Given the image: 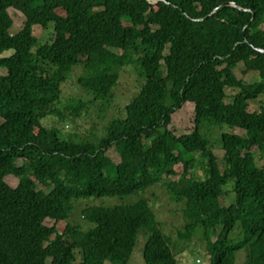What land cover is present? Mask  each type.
I'll list each match as a JSON object with an SVG mask.
<instances>
[{
    "label": "trees",
    "instance_id": "16d2710c",
    "mask_svg": "<svg viewBox=\"0 0 264 264\" xmlns=\"http://www.w3.org/2000/svg\"><path fill=\"white\" fill-rule=\"evenodd\" d=\"M9 7L24 17L15 32ZM34 25L50 27V36L36 37ZM133 62L139 87L102 136L76 140L41 124L65 118L60 87L74 66L90 101L104 104L118 69ZM238 63L255 78H237ZM0 67V264H127L139 235L144 264H182L144 197L83 207L87 228L55 226L75 200L124 197L156 183L180 204L177 237L198 234L207 264H233L242 248L244 264H264V164L251 149L264 150V107L248 110L264 94V0H0ZM226 87L236 89L230 102ZM187 101L193 130L175 135L171 114ZM88 102L70 99L69 119ZM202 125L227 126L222 169ZM195 155L201 178L191 171Z\"/></svg>",
    "mask_w": 264,
    "mask_h": 264
},
{
    "label": "rangeland",
    "instance_id": "374dc122",
    "mask_svg": "<svg viewBox=\"0 0 264 264\" xmlns=\"http://www.w3.org/2000/svg\"><path fill=\"white\" fill-rule=\"evenodd\" d=\"M8 12L12 18V25L10 27L11 32L17 31L24 20V17L21 13L16 11L14 8L9 7ZM32 33L39 38H48L51 34V28L48 27L46 30L41 28L39 25H34ZM115 54L120 52L119 49L109 48ZM11 52V49H7L1 52L2 55H7ZM242 63H238L234 68L233 72L237 78H241L244 81H251L255 78V72L246 71L243 72ZM0 73H4V70L0 67ZM81 73L80 66H74L72 71L69 74V77L66 81L61 84V95H60V104L58 108L64 114L65 118L58 119L57 117L48 116L42 118L41 124L44 126H56L58 127L63 134L72 133L76 137H73L76 140L79 139H88L96 140L103 134V124L106 123L111 118L117 116H122L123 114V105L130 98V96L138 89L141 82L140 77L136 73L135 63H130L126 66H122L118 69V78L115 86L112 89V96L107 102L95 101L91 102V95L88 94L77 84V76ZM236 92L235 88L226 87L225 88V102H230L233 94ZM81 99L83 101H89L85 108H82L79 116L69 119V114L71 108L66 105L70 99ZM102 105L104 107H102ZM261 107H264V94H260L255 99L248 101V110L249 111H258ZM193 103L185 102L181 107L171 114V121L168 125V128L175 135L189 133L193 130ZM226 125L221 126H207L202 125L201 130L202 134L208 137L211 141L212 152L217 158V163L220 169L223 168L224 163L222 160V150L220 149L219 144V134L221 131L226 129ZM229 132L242 134V130L238 128H230ZM254 151V159L256 164H264V150H257L252 147ZM110 156L113 161L116 160V154L110 152ZM196 165L191 168V171L194 173L196 178L202 177V170L199 167L198 162H200V157L195 155ZM21 161L17 160V164H20ZM174 169L179 172L181 170V165H174ZM177 177V176H175ZM4 181L10 186L16 184L17 178L11 174L4 176ZM34 179V178H33ZM167 179L166 181H169ZM36 182V180H35ZM37 183V182H36ZM41 186V185H40ZM38 189L40 188L37 183ZM42 187V186H41ZM43 188V187H42ZM139 197H144L147 199L149 206L155 214L156 219L160 223V227L165 235L170 239V244L173 247L175 258L179 263L182 264H207L208 257L206 256V250L204 246V241L202 242L198 234H194L190 239H180L177 237V230L183 225L184 220L180 210V204L175 202L167 192L165 186L162 183H156L148 187L144 191H139L138 193L131 194L124 197L112 196V197H100L98 199H79L75 200L73 203V208L70 212L67 220H61L55 223L57 230L61 231L66 222L72 225H79L80 228H87L89 223L86 222L81 216V210L83 207L92 205V204H101V205H113L119 203H131ZM229 201V196H224L220 202L222 204H227ZM43 223L50 226L53 224L52 219L45 218ZM234 228L231 231H236ZM230 231V232H231ZM240 235V232H239ZM234 237V236H233ZM211 238L214 239L212 235ZM144 238L139 235L137 241L133 246L131 255L127 264H144L142 258V247H143ZM244 249H239L235 253V259L233 264H244ZM105 264H112L109 261H106ZM121 264V263H115Z\"/></svg>",
    "mask_w": 264,
    "mask_h": 264
},
{
    "label": "water",
    "instance_id": "95a60500",
    "mask_svg": "<svg viewBox=\"0 0 264 264\" xmlns=\"http://www.w3.org/2000/svg\"><path fill=\"white\" fill-rule=\"evenodd\" d=\"M226 4H231V5H234V3H231V2H227ZM235 6V5H234Z\"/></svg>",
    "mask_w": 264,
    "mask_h": 264
}]
</instances>
